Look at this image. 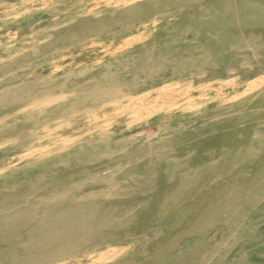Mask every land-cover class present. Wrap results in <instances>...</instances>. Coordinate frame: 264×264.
<instances>
[{"label":"rangeland","instance_id":"obj_1","mask_svg":"<svg viewBox=\"0 0 264 264\" xmlns=\"http://www.w3.org/2000/svg\"><path fill=\"white\" fill-rule=\"evenodd\" d=\"M227 1L0 0V264H264V0Z\"/></svg>","mask_w":264,"mask_h":264},{"label":"bare ground","instance_id":"obj_2","mask_svg":"<svg viewBox=\"0 0 264 264\" xmlns=\"http://www.w3.org/2000/svg\"><path fill=\"white\" fill-rule=\"evenodd\" d=\"M179 1H180V0H179ZM187 1H188V3H190L191 1H194V0H191L190 2H189V0H187ZM205 1H206V0H205ZM209 1H210V0H209ZM213 1H214V0H213ZM222 1H223V0H222ZM226 1H227V0H226ZM196 2H197V0H196ZM202 2L204 3V1H202ZM202 2H201V3H202ZM211 2H212V1H211ZM220 2H221V1H219V3H220ZM227 2L230 3L229 0H228ZM170 3H171V2H170ZM182 3H187V2H182ZM199 3H200V2H199ZM199 3H198V5H199ZM208 3H209V2H208ZM215 3H216V2H215ZM228 3H227V4H228ZM232 3H233V2H231V5H232ZM205 4H207V3H205ZM216 4H217V3H216ZM136 5H137V4H136ZM142 5L145 6V7L149 5V7H151V4H149V3H143ZM168 5H169V3H168ZM170 5H172V4H170ZM179 5H181V4H179ZM196 5H197V4H196ZM207 5H208V4H207ZM209 5H211V4H209ZM209 5H208V6H209ZM217 5H218V4H217ZM219 5H220V4H219ZM225 5H226V4H225ZM225 5H224V6H225ZM228 5H229V4H228ZM201 6H202V5H201ZM205 6H206V5H205ZM211 6H212V5H211ZM213 6H214V3H213ZM221 6H222V5H221ZM221 6H218V7H220V8L222 9ZM226 6H227V5H226ZM234 6H235V5H234ZM234 6H233V7H234ZM186 7H188V4H186ZM199 7H200V6H199ZM202 7H203V6H202ZM206 7H207V6H206ZM227 7H229V6H227ZM230 7H231V6H230ZM243 7H244V6H243ZM114 8H115V7H114ZM114 8H112V9H114ZM146 8H148V7H146ZM178 8H179V7H178ZM184 8H185V7H184ZM204 8H205V7H204ZM209 8H211V7H209ZM215 8H216V7H215ZM223 8H225V7H223ZM161 9H162V8H161ZM193 9H197V7L194 5V6H193ZM193 9L191 8V10H193ZM230 9H231V8H230ZM242 9H243V8H242ZM151 10H152V9H151ZM180 10H182V9H180ZM197 10H199V9H197ZM208 10H209V9H208ZM210 10H212V9H210ZM231 10H232V9H231ZM231 10H229V11H231ZM233 10H235V7H234ZM152 11H153V10H152ZM163 11L165 12V11H167V10H163ZM195 11H196V10H195ZM203 11H204V10H203ZM222 11H223V10H222ZM131 12L133 13V9H132ZM142 12H143V11H142ZM178 12H179V11H178ZM182 12H183V11H182ZM182 12H181V13H182ZM200 12H202V10H201ZM200 12H199V13H200ZM213 12H214V10H213ZM215 12H216V11H215ZM217 12H218V11H217ZM120 13H121V12H120ZM143 13H144V12H143ZM145 13H146V12H145ZM150 13H151V12H150ZM195 13H196V12H195ZM197 13H198V12H197ZM204 13H205V12H204ZM219 13H220V12H219ZM221 13H222V12H221ZM232 13H235V12H232ZM122 14H123V12H122ZM139 14H140V13H139ZM170 14H171V13H170ZM170 14H168V15H170ZM192 14H193V13H192ZM209 14H210V13H209ZM209 14H208V15H209ZM214 14L216 15V13H214ZM228 14H230V13H228ZM135 15H136V14H135ZM143 15H144V14H143ZM147 15L150 16V14H147ZM210 15H211V14H210ZM218 15H219V14H218ZM120 16H121V14H120ZM129 16H130V14H129ZM145 16H146V15H145ZM187 16H188V15H187ZM204 16H207V15H204ZM204 16H202V17H204ZM212 16L214 17V15H212ZM133 17H134V16H133ZM135 17H136V16H135ZM138 17H139V16H138ZM146 17H147V16H146ZM188 17H189V16H188ZM194 17H196V16H194ZM222 17H224V16H222ZM230 17H231V16H230ZM247 17H248V15H247ZM148 18H150V17H148ZM189 18H191V17H189ZM199 18H200V17H199ZM204 18H205V17H204ZM204 18H203V19H204ZM208 18H209V17H208ZM208 18H207V19H208ZM211 18H212V17H211ZM214 18H215V17H214ZM219 18H221V17H219ZM233 18H234V16H233ZM184 19H185V18H184ZM191 19H192V18H191ZM209 19H210V18H209ZM215 19H216V18H215ZM217 19H218V18H217ZM222 19H223V18H222ZM230 19H231V18H230ZM151 20H152V19H151ZM188 20H189V19H188ZM200 20H201V19H200ZM212 20H213V19H212ZM224 20H225V19H224ZM227 20H228V19H227ZM149 21H150V20H149ZM195 21H196V20H195ZM210 21H211V20H210ZM218 21H219V20H218ZM169 22H171V21H169ZM186 22H188V21L185 20V23H186ZM190 22L192 23V21H190ZM190 22H188V25L190 24ZM196 22H197V21H196ZM196 22H194V23L196 24ZM199 22H200V21H198L197 24H198ZM212 22H214V20H213ZM231 22H233V21L231 20ZM145 23H146V21H145ZM166 23H167V22H166ZM182 23H183V21L181 22V24H182ZM200 23H202V21H201ZM223 23H224V22H223ZM229 23H230V21H229ZM197 24H196V29H197V26H198ZM208 24H210V22H209ZM225 24H226V22H225ZM199 25H200V24H199ZM203 25L206 26L205 23H204ZM211 25H212V24H211ZM200 26H201V25H200ZM215 26H216V25H215ZM217 26H220V25H217ZM217 26H216V27H217ZM223 26H224V25H223ZM227 26L229 27V25H227ZM230 26H231V25H230ZM172 27H173V26H172ZM191 27H192V26H191ZM191 27H190V28H191ZM193 27H194V25H193ZM213 27H214V26H213ZM194 28H195V27H194ZM194 28H193V29H194ZM207 28H209V27H207ZM219 28L221 29V27H219ZM196 29H195V30H196ZM215 29H216V28H215ZM223 29H224V28H222V31H223ZM170 30H171V29H170ZM174 30H175V29H174ZM188 30H189V29H188ZM198 30H200V29L198 28ZM213 30H214V29H213ZM225 30H226V29H225ZM172 31H173V30H172ZM178 31H179V30H178ZM178 31H177V32H178ZM192 31H193V30H192ZM206 31H209V29L206 30ZM206 31H205V32H206ZM233 31H234V33H235V30H233ZM197 32H198V31H197ZM205 32H204L203 34H205ZM220 32H221V31H220ZM207 33H209V32H207ZM173 34H174V33H173ZM193 34H195V33H193ZM193 34H192V35H193ZM217 34H219V33H217ZM222 34H223V33H222ZM224 34H225V33H224ZM230 34H231V33H230ZM168 35H169V34H168ZM174 35H176V34H174ZM192 35H191V36H192ZM195 35H196V34H195ZM210 35H211V34H210ZM215 35H216V32H215V34H214L213 37H216ZM153 36H154V35H153ZM153 36H151V37H153ZM155 36H156V35H155ZM158 36L160 37V35H157V37H158ZM171 36H173V35H171ZM196 36H197V35H196ZM200 36H201V35H200ZM231 36H232V34H231ZM140 37H141V36H140ZM148 37H149V36H148ZM173 37H174V36H173ZM198 37H199V36H198ZM205 37H206V35H205ZM226 37H227V34H226ZM229 37H230V36H229ZM149 38H150V37H149ZM194 38H195V37H194ZM196 38H197V37H196ZM201 38H204V36L201 37ZM206 38H207V37H206ZM221 38H222V35H221ZM141 39L144 40V36H142ZM141 39H139V41H141ZM215 39H216V38H215ZM218 39H219V38H218ZM218 39H216V40L218 41ZM224 39H225V38H224ZM194 40H198V39H194ZM207 40H208V39H207ZM222 40H223V39H222ZM222 40H221V41H222ZM228 40H229V39H228ZM134 41H135V40H134ZM136 41H138V40H136ZM172 41H173V39H172ZM172 41H171V42H172ZM203 41H204V39H203ZM230 41H231V40H230ZM169 42H170V41H169ZM174 42H175V41H174ZM198 42H199V41H198ZM207 42H209V41H207ZM214 42H215V41H214ZM141 43H142V42H141ZM227 43H228V42H227ZM200 44H201V43H200ZM218 44H220V42H218ZM224 44H225V43H224ZM224 44H222V45H224ZM229 44H230V43H229ZM216 45H217V44H216ZM216 45H214V46H216ZM137 46H138V45H137ZM204 46H205V44H204ZM204 46H203V47H204ZM209 46H210V45H209ZM220 46H221V45H220ZM212 47H213V46H212ZM223 47H224V46H222V48H223ZM135 48H136V47H135ZM206 48H207V47H206ZM222 48H221V50L224 51L225 49H222ZM226 48H227V47H226ZM219 49H220V47H219ZM229 50H230V48H229ZM217 52H218V51H217ZM234 53H235V52H234ZM215 54H216V53H215ZM215 54H214V57L216 56ZM219 54H220V53H219ZM221 54H222V53H221ZM251 55H253V54H251ZM233 56H234V55H233ZM248 56H250V55H248ZM255 56H256V55H255ZM249 58H250V57H249ZM255 58H256V57H255ZM229 59H231V58H229ZM235 59H238V58L236 57ZM235 59H234V60H235ZM239 59H240V57H239ZM252 59H253V57H252ZM260 59H261V58H260ZM217 60H218V59H217ZM241 60H242V59H241ZM241 60H237V61H241ZM263 60H264V59H263ZM175 61H176V60H175ZM189 61H190V60H189ZM246 61H247V60H245V62H246ZM182 62H183V61H182ZM182 62H181V63H182ZM228 62H229V61H228ZM243 62H244V61H243ZM245 62H244V63H245ZM248 62H249V61H248ZM183 63H186V62H183ZM190 63H191V62H190ZM190 63H189V64H190ZM238 63H240V62H238ZM177 64H178V63H177ZM177 64H175V65H177ZM179 64H180V63H179ZM186 64H187V63H186ZM229 64H230V63H229ZM232 64H234V63H232ZM235 64H237V63H235ZM180 65H181V64H180ZM238 65H240V64H238ZM249 65H250V64H249ZM249 65H246V66H249ZM260 65H261V64H260ZM187 66H188V65H187ZM218 66H219V65H218ZM228 66H229V65H228ZM236 66H237V65H236ZM251 66H252V65H251ZM189 67H190V66H189ZM214 67H215V66H214ZM261 67H263V65H261ZM261 67H260V68H261ZM173 69H174V66H173ZM256 69H258V68H256ZM183 70L185 71V68H184ZM244 70H245V69H244ZM253 70H254V69H253ZM261 70H262V69H261ZM174 71H177V70L174 69ZM234 71H235V70H234ZM177 72H179V71H177ZM230 72H231V71H230ZM256 72H258V71L256 70ZM181 73H182V72H181ZM262 73H263V72H262ZM205 74H206V73H205ZM238 74H239V73H238ZM252 74H254V73H252ZM255 74H256V73H255ZM181 75H182V74H181ZM201 76H202V75H201ZM251 76H252V75H251ZM238 77H239V76H238ZM232 78H233V77H232ZM232 78H231V79H232ZM246 78H248V77H246ZM260 78H264V76H262V77H260ZM228 81H229V80H228ZM233 81H234V80H233ZM162 82H163V81H162ZM166 85H167V84H166ZM168 86H170V85H168ZM171 87H172V86H171ZM161 88H163V87H161ZM161 88H160V89H161ZM164 89H165V87H164ZM158 91H159V90H158ZM161 91H162V90H161ZM166 91H167V90H166ZM146 92H147V91H146ZM148 92H150V91H148ZM163 92H164V91H163ZM143 93H144V92H143ZM143 93H142V94H143ZM142 94H141V95H142ZM147 94H148V93H147ZM159 94H160V93H159ZM156 95H157V94H156ZM152 96H153V95H152ZM152 96H151V97H152ZM153 97H154V96H153ZM154 98H155V97H154ZM139 99H140V98H139ZM146 99H147V98H146ZM142 101H144V100L142 99ZM145 101H146V100H145ZM47 102H48V100H47ZM52 102H53V101H52ZM135 102H136V101H135ZM138 103H139V101H138ZM138 103H137V104H138ZM149 103H151V102H149ZM43 105H44V104H43ZM44 106H45V105H44ZM46 106H47V105H46ZM149 106H150V104H149ZM152 106H153V105H152ZM189 106H192V105H189ZM41 107H42V106H41ZM134 107H135V106H134ZM144 107H145V106H144ZM51 108H53V107H51ZM142 108H143V107H142ZM153 108H154V107H153ZM154 109H155V108H154ZM156 109H157V108H156ZM144 110H145V109H144ZM150 110H151V108H150ZM148 111H149V110H147V112H148ZM138 133H139V132H138ZM155 228H156V227H155ZM152 231H153V230H150V231H147V230H146L145 232L143 231V232H141L139 235H137V236H135V237H133V238H131V239L124 240V242H126L130 248H135V247L141 246V244H143V243H145V242L147 243V241L150 239V237L154 235V233H153ZM96 261H97L96 264L100 263L99 258H98ZM101 263H103V261H101Z\"/></svg>","mask_w":264,"mask_h":264}]
</instances>
